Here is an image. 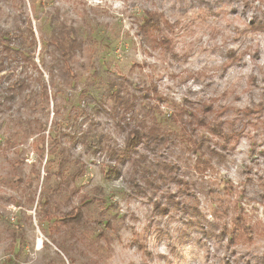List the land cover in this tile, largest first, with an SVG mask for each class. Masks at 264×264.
I'll use <instances>...</instances> for the list:
<instances>
[{
  "label": "rangeland",
  "instance_id": "obj_1",
  "mask_svg": "<svg viewBox=\"0 0 264 264\" xmlns=\"http://www.w3.org/2000/svg\"><path fill=\"white\" fill-rule=\"evenodd\" d=\"M0 264H264V0H0Z\"/></svg>",
  "mask_w": 264,
  "mask_h": 264
},
{
  "label": "trees",
  "instance_id": "obj_2",
  "mask_svg": "<svg viewBox=\"0 0 264 264\" xmlns=\"http://www.w3.org/2000/svg\"><path fill=\"white\" fill-rule=\"evenodd\" d=\"M152 20H154V18L150 19V22ZM150 22H148V23H150ZM52 30L54 31V34L52 37V41H53L52 44L55 47L54 52L57 54H60L64 57V60H63V62H64V69H63L64 75L63 76H64V78H66L67 75H68V77L73 76L74 75V69H73V65H72V62H71L69 56L71 54L75 53L78 49L82 48V43H81L82 41L76 35V30L73 27L67 28L64 25H61L58 27V25H56ZM9 33L10 32L6 30L3 33V39L9 40V37H8V36H10ZM51 79H52V82H54V76L53 75H51ZM21 86L22 85H19V87H21ZM4 91L7 92L8 94L10 92V90L6 91V88L4 89ZM45 96H46V98L49 97L47 87L45 88ZM5 98L8 99L7 96ZM11 98H13V96ZM133 133H135V132H133ZM61 153L64 155L62 157V161H61L63 164V159L65 158V149L64 148L61 149ZM113 171H115V170H113ZM113 171H112V169H110L106 174L107 175L111 174ZM81 218H82V211L81 210L75 211V209H72L71 211H69L64 216L63 219H60V221L59 220L56 221L57 224L55 225V227L59 228L60 223L65 224L68 222L79 221ZM237 222H238V217H235L233 219L232 224L234 223V225L236 226Z\"/></svg>",
  "mask_w": 264,
  "mask_h": 264
}]
</instances>
